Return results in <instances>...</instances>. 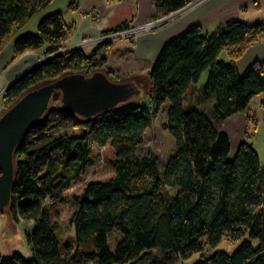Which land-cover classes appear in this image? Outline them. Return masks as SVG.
<instances>
[{
  "label": "trees",
  "instance_id": "obj_1",
  "mask_svg": "<svg viewBox=\"0 0 264 264\" xmlns=\"http://www.w3.org/2000/svg\"><path fill=\"white\" fill-rule=\"evenodd\" d=\"M51 1L0 0V50L7 40L14 58L61 49L69 29L58 12L42 17L34 33L19 34ZM190 1L154 0L153 19ZM263 37V24L232 22L207 37L193 27L169 39L146 76L145 105L130 99L83 119L60 108L54 93L13 155L8 210L15 223H30L25 241L32 258L14 253L0 264H173L200 252L202 239L213 247L225 237L241 243L231 254L217 251L195 264H264V167L246 132L231 156L223 131L227 118L264 92L261 64L242 73L236 67L247 44ZM224 50L227 62L219 59ZM103 65L84 52L56 55L12 83L3 99L11 107L31 89L96 68L115 82ZM164 107L174 153L164 163L154 154L138 157L151 119ZM70 128L83 133L59 135ZM63 224L74 225L73 253L61 251L57 234ZM113 233L119 239L109 250Z\"/></svg>",
  "mask_w": 264,
  "mask_h": 264
},
{
  "label": "crops",
  "instance_id": "obj_2",
  "mask_svg": "<svg viewBox=\"0 0 264 264\" xmlns=\"http://www.w3.org/2000/svg\"><path fill=\"white\" fill-rule=\"evenodd\" d=\"M55 12L60 13L68 27L69 44H72L81 38L96 36L124 23L141 25L152 20L154 0H52L38 14L44 17ZM232 22H241L247 26L264 25V0H204L177 19L153 32L139 35L132 42L121 41L101 49L86 51L85 55H93L97 60L104 59L110 70L124 73L129 78L135 77L150 71L161 47L169 39L193 27L199 28L202 35L207 37ZM34 56L36 55L26 53L14 58L11 42L0 50V93L12 80L38 63ZM219 59L227 62L228 52L222 51ZM254 62L264 67V37L247 44L236 60L237 70L242 73ZM252 101L256 102L263 114L258 108L251 107ZM260 122L264 124V92L253 97L244 112L224 121L223 131L229 139L231 156L239 144L246 141V132L250 136L249 142L258 156L259 164L262 165L260 155L251 142Z\"/></svg>",
  "mask_w": 264,
  "mask_h": 264
},
{
  "label": "water",
  "instance_id": "obj_3",
  "mask_svg": "<svg viewBox=\"0 0 264 264\" xmlns=\"http://www.w3.org/2000/svg\"><path fill=\"white\" fill-rule=\"evenodd\" d=\"M35 66L12 80L4 91ZM54 93H59L60 108L89 119L130 99L135 101L139 89L133 82H113L104 72L96 71L90 76L67 74L22 94L0 116V213L10 204L14 152L31 125L46 113Z\"/></svg>",
  "mask_w": 264,
  "mask_h": 264
},
{
  "label": "rangeland",
  "instance_id": "obj_4",
  "mask_svg": "<svg viewBox=\"0 0 264 264\" xmlns=\"http://www.w3.org/2000/svg\"><path fill=\"white\" fill-rule=\"evenodd\" d=\"M42 15V14H41ZM39 14H36L33 16L25 25L22 29H20L19 34H25V33H34L36 31V27L38 24V21L42 17ZM168 24V23H167ZM166 25V24H165ZM162 25L161 27L165 26ZM157 30V29H156ZM155 31V30H153ZM151 31V32H153ZM102 33V32H101ZM150 33V32H149ZM147 34V33H146ZM99 35V34H98ZM97 36V35H96ZM205 36V35H204ZM82 39V38H81ZM134 40V39H133ZM132 40V41H133ZM123 40H120L118 42H121ZM126 42H132V41H127ZM78 42V41H77ZM115 43H111L109 45H101L95 49L92 50H97L101 49L104 47L111 46ZM10 43L9 40H7L3 47L7 44ZM75 43L69 44V37L68 39L64 42L63 47L56 51L55 55H61V52L64 51V49L74 45ZM2 47V48H3ZM1 48V49H2ZM86 52V51H85ZM84 52V53H85ZM26 53H32L35 54L38 63H41V60L47 57V55L43 52V49L37 50V51H27ZM23 54V55H24ZM53 54V53H51ZM50 55V54H48ZM22 56V55H21ZM100 60V59H98ZM101 62V61H100ZM103 62V67L108 70L109 77H111L115 82L117 83H124V82H133L137 88L139 89V95L135 99L136 104L139 105H145L146 103V98H147V91H148V80L146 78L148 73L141 74V75H136L135 77H127L124 75V73H119L115 72V70H110L107 67L106 60L102 59ZM37 63V64H38ZM34 65H31L29 68H32ZM28 68V69H29ZM83 69L86 70V67ZM98 71L97 68L90 71L89 74H85L84 76H90L92 72ZM85 72V71H82ZM206 75L203 74L201 76V79L199 81V84L202 85L204 80H205ZM4 92V90H3ZM3 92L0 93V116L10 107V104L7 103L3 99ZM52 107L57 106L56 104H52ZM251 107L254 109H257L263 114V111H261L256 104L255 101H252ZM166 107L161 109V111L158 113V115L151 119V124L149 128L146 130L143 136V142L142 144L137 148V156L141 157L146 154H154L157 155L161 161L164 163L168 160L169 157L172 156L174 153V144L170 136L167 134L165 125H166ZM257 115H259L257 113ZM253 131V130H251ZM82 130L80 128L76 129H66L62 130L59 135H68V136H81L82 135ZM254 136L251 137V142L253 145L256 147L259 155H260V162L261 166L264 167V124L260 122V125H258V128L256 127V130L254 132ZM244 137L247 138L244 134ZM53 157L57 158L58 154L57 152H54ZM30 223L24 222L20 220L19 222L15 223L10 215V212L8 208H6L3 213L0 214V258L1 259H8L10 258L14 253L19 254L20 257L23 259H30L32 258V253L30 249L27 246V243L25 241V236L30 232ZM58 240L60 243L61 251L63 253H73L76 249V243H75V228L74 225L70 224H63L61 225L59 231H58ZM119 239L118 235L116 233L111 234L108 237V247L109 250H113L114 244L116 241ZM202 243V250L200 252H195L192 253L189 257L187 258H178L173 264H195L200 260L202 256H210L213 253L220 251L224 252L226 254H231L241 243V241H231L228 237L222 238L215 246L211 247L206 242L204 239L201 241ZM253 247L256 245V242H252ZM80 264H94V263H86L81 260Z\"/></svg>",
  "mask_w": 264,
  "mask_h": 264
},
{
  "label": "built area",
  "instance_id": "obj_5",
  "mask_svg": "<svg viewBox=\"0 0 264 264\" xmlns=\"http://www.w3.org/2000/svg\"><path fill=\"white\" fill-rule=\"evenodd\" d=\"M203 1L204 0H192L189 3H187L184 7H182L181 9L175 12H172L166 16L157 19H152L141 25L128 24L126 27L121 29H111L104 31L97 36L84 37L80 39L78 42H76L74 45L64 49V51L61 52V55H64L71 51H79V52L90 51L101 45H109L111 43H115L120 40L132 41L139 35L149 33L153 30L160 28L162 25L170 23L171 21L181 16V14H183L186 10L196 6L197 4ZM55 54L56 53L47 55V57L42 59L41 62L50 60L52 57H54Z\"/></svg>",
  "mask_w": 264,
  "mask_h": 264
}]
</instances>
